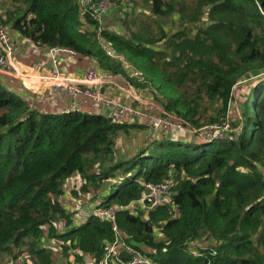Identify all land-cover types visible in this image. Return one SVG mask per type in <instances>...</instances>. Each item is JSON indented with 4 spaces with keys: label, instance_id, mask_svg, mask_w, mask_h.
Instances as JSON below:
<instances>
[{
    "label": "trees",
    "instance_id": "1",
    "mask_svg": "<svg viewBox=\"0 0 264 264\" xmlns=\"http://www.w3.org/2000/svg\"><path fill=\"white\" fill-rule=\"evenodd\" d=\"M108 1L97 20L80 0H0V24L121 73L172 129L116 120L83 96L69 109L0 72V264H91L115 241L108 264H125L127 244L152 264H264L259 0ZM205 125L227 128L207 140ZM163 179L168 199L151 206L142 191ZM105 208L113 219L95 215Z\"/></svg>",
    "mask_w": 264,
    "mask_h": 264
},
{
    "label": "built area",
    "instance_id": "2",
    "mask_svg": "<svg viewBox=\"0 0 264 264\" xmlns=\"http://www.w3.org/2000/svg\"><path fill=\"white\" fill-rule=\"evenodd\" d=\"M82 5H87V9H89L95 19L99 20L101 18L102 13H105L109 1L108 0H80ZM16 48V44L14 39L12 38L9 30L0 24V72H7L6 68L9 64V59ZM51 53V61L54 65V71L52 77H50L49 85L50 92L53 94L61 93L65 95L69 99L68 108L76 109L80 103V96L86 97L95 102V104H106L109 109L106 110L107 114H109L112 118L116 120L123 119L125 116L127 119H131L134 116V119L139 118L140 120L143 117H148V123H150V127L152 132L156 130H160L165 126L170 127L172 129V124L165 117L150 114L144 110H141L134 105H129L124 100L118 99H107L102 96L99 92L101 81L103 80L104 74L102 69L98 68L95 61H90L86 63L80 71L79 76L76 78H65L63 76V70H60L57 63V57L55 56L57 53H60L64 50L75 53L72 49L68 47H60V46H51L47 48ZM108 53L112 54L111 50H107ZM102 70V71H101ZM105 72V71H104ZM135 88V87H134ZM140 90V89H136ZM137 99L139 97L134 95ZM176 127L180 128L179 124H175ZM207 127L206 130H200V135L210 140L212 138L221 137L224 135L223 132L227 127L226 125H205ZM206 132V135L204 133ZM264 172V164L262 167ZM172 181L170 179H163L157 183H147L145 190L142 191V199L147 201L151 206L161 205L164 203L166 199H168V189L172 185ZM145 201H140L145 202ZM142 204V203H141ZM114 208H105V209H97L95 211V215L100 218L111 217L114 218ZM115 228V227H114ZM116 241L110 245L108 248L106 247V257L99 260L98 262L91 261V264H108V256L112 253L114 256L117 254V250L114 248V244ZM138 246H141L138 244ZM127 252L130 254V258L125 261V264H152L148 259L144 258L138 248L133 246L132 244H127L125 246ZM140 248V247H139Z\"/></svg>",
    "mask_w": 264,
    "mask_h": 264
},
{
    "label": "crops",
    "instance_id": "3",
    "mask_svg": "<svg viewBox=\"0 0 264 264\" xmlns=\"http://www.w3.org/2000/svg\"><path fill=\"white\" fill-rule=\"evenodd\" d=\"M11 36L15 41L16 48L9 59L6 74L18 78L23 86L37 95L49 93V80L54 71L51 53L47 48L30 42L17 32H11ZM55 56L57 57L56 66L63 70L65 78H76L83 66L88 63L82 60L79 55L67 50L57 53ZM105 75L110 77L107 72Z\"/></svg>",
    "mask_w": 264,
    "mask_h": 264
},
{
    "label": "rangeland",
    "instance_id": "4",
    "mask_svg": "<svg viewBox=\"0 0 264 264\" xmlns=\"http://www.w3.org/2000/svg\"><path fill=\"white\" fill-rule=\"evenodd\" d=\"M258 2H259V6H260L261 10L264 13L263 1L261 2L259 0ZM106 21H108V20H106ZM133 71L134 70H132V72ZM105 72L103 71V73H105ZM107 74L110 75V77H106V75H105L103 80L101 81L100 88H99V92L102 96H104L107 99H118L121 101L124 100L129 105L130 104L132 105L135 102L137 104L142 102L144 108L147 109L150 114L155 115V111H158V107L155 106L154 100L149 99L148 96L142 92V89L136 90L133 87V85L129 82V80H127L126 77L124 75H122L121 73H108L107 72ZM241 84L243 85L244 82L241 81L237 85L238 87L234 91L235 95L233 96V98L230 102V106H229V110H230V112H232V115L234 117H240L241 116V107H242L241 99L243 98V96L247 92V90H246L247 88L245 87V85L242 86ZM134 95H137L139 97V99H137ZM100 108L103 110L109 109V107L106 104H101ZM90 111H97V110L90 109ZM131 119H134V116H132ZM134 120L140 121L139 118H136ZM206 129H207V127H205V126H201V128H200V130H206ZM178 131L182 132L181 130H178ZM185 132H186V130L183 133H185ZM183 133H181L180 136H182V135L185 136V134H183ZM204 135H206V132L204 133ZM124 143L125 144L131 143V141H130V139L126 138ZM136 202L137 203L133 204L135 207L143 208V205L140 203V201H136ZM89 210L91 211L90 208L85 207L86 212ZM156 233L158 235L159 231H156ZM83 264H88V263L85 261Z\"/></svg>",
    "mask_w": 264,
    "mask_h": 264
}]
</instances>
